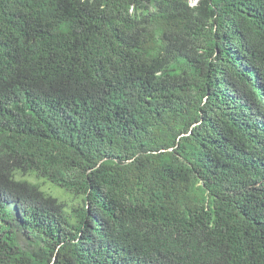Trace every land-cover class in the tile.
I'll return each instance as SVG.
<instances>
[{"label": "trees", "instance_id": "obj_1", "mask_svg": "<svg viewBox=\"0 0 264 264\" xmlns=\"http://www.w3.org/2000/svg\"><path fill=\"white\" fill-rule=\"evenodd\" d=\"M191 1L0 0V264H264V0Z\"/></svg>", "mask_w": 264, "mask_h": 264}, {"label": "rangeland", "instance_id": "obj_2", "mask_svg": "<svg viewBox=\"0 0 264 264\" xmlns=\"http://www.w3.org/2000/svg\"><path fill=\"white\" fill-rule=\"evenodd\" d=\"M197 0H192L191 4L194 5ZM22 177V178H21ZM21 177L18 175L15 176L16 179H24L27 178L28 180H31L33 182H36L40 185V190L46 192L47 194H50L54 198H57L58 200H69L71 198V193L69 191H66L62 189L61 187H58L56 185H53L52 183L45 181L43 179L38 180L35 177L31 175L24 174ZM26 179V180H27Z\"/></svg>", "mask_w": 264, "mask_h": 264}]
</instances>
